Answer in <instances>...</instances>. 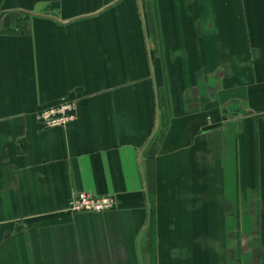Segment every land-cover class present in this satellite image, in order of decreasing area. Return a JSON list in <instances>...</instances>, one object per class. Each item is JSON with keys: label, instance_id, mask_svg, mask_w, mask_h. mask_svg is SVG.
Wrapping results in <instances>:
<instances>
[{"label": "crops", "instance_id": "1", "mask_svg": "<svg viewBox=\"0 0 264 264\" xmlns=\"http://www.w3.org/2000/svg\"><path fill=\"white\" fill-rule=\"evenodd\" d=\"M0 264H264V0H0Z\"/></svg>", "mask_w": 264, "mask_h": 264}, {"label": "built area", "instance_id": "2", "mask_svg": "<svg viewBox=\"0 0 264 264\" xmlns=\"http://www.w3.org/2000/svg\"><path fill=\"white\" fill-rule=\"evenodd\" d=\"M77 106L74 100L61 98L53 105L40 110L36 118L44 127L63 128L76 118ZM116 207L111 195H95L87 192H76L67 201L66 210L72 214L80 212L102 213Z\"/></svg>", "mask_w": 264, "mask_h": 264}, {"label": "trees", "instance_id": "3", "mask_svg": "<svg viewBox=\"0 0 264 264\" xmlns=\"http://www.w3.org/2000/svg\"><path fill=\"white\" fill-rule=\"evenodd\" d=\"M159 139H160V136L156 137L154 140H155V142H157ZM153 153H154V149H151V154H153Z\"/></svg>", "mask_w": 264, "mask_h": 264}]
</instances>
